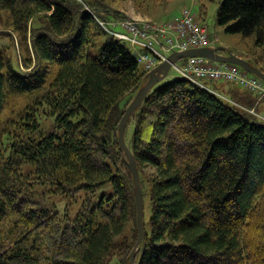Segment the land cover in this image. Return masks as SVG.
<instances>
[{"label":"trees","instance_id":"obj_1","mask_svg":"<svg viewBox=\"0 0 264 264\" xmlns=\"http://www.w3.org/2000/svg\"><path fill=\"white\" fill-rule=\"evenodd\" d=\"M109 6L0 0L31 51L19 70L0 51V264L130 261L135 189L118 124L150 71L97 21ZM215 21L264 53V0H219ZM210 83H157L126 124L150 207L134 264H264V97ZM81 194L73 217L47 202Z\"/></svg>","mask_w":264,"mask_h":264},{"label":"rangeland","instance_id":"obj_2","mask_svg":"<svg viewBox=\"0 0 264 264\" xmlns=\"http://www.w3.org/2000/svg\"><path fill=\"white\" fill-rule=\"evenodd\" d=\"M109 3L110 15L113 16L110 20L105 21V19L97 20L99 24L107 32L108 26H112L116 20L120 18L130 19L134 22H149L155 25H161L169 21L173 16H177L179 13L186 9L189 10L195 17L198 18L202 24L207 28L209 34V39L213 42V46L216 48H223L229 53L238 55L250 63L256 65L257 67L264 66V53L260 49L253 48L251 42L246 38H242L238 34H228L224 31V28L217 25L215 21V13L218 6L219 0H210L212 3L207 0H105ZM201 3L207 4L206 15L202 16ZM202 9V10H201ZM137 14H139L137 16ZM9 14L6 12L0 11V51L4 52V55L7 56L10 63L12 64L15 70H19L20 63L23 64L24 58L31 57L29 44L27 42H22L20 37L12 31L9 21ZM38 23V24H37ZM39 22L37 19L33 21V26H38ZM121 30V29H120ZM131 53H134V48L127 45ZM90 53L94 56L99 53V45L90 49ZM178 66L182 65V60L176 62ZM141 66V64H140ZM180 74L172 68L168 76L161 80L158 85L165 84L172 81L174 78H180ZM217 87L221 84H225V87L228 84L220 81L214 83ZM212 87H215L213 83H210ZM21 98L20 100H24ZM258 113L262 114L260 110ZM263 115V114H262ZM264 116V115H263ZM132 133V125L128 128V134ZM108 192L110 187L108 186ZM103 190L101 189L96 193V197ZM84 198V195L79 196L77 203H68L66 200L59 201L55 198H51L52 201L47 200L48 204H55L54 210L64 211L68 206V212L71 217H73L78 211L79 204L81 203L80 198ZM82 198V199H83ZM144 212H143V221L148 224L150 207L148 199H144Z\"/></svg>","mask_w":264,"mask_h":264},{"label":"built area","instance_id":"obj_3","mask_svg":"<svg viewBox=\"0 0 264 264\" xmlns=\"http://www.w3.org/2000/svg\"><path fill=\"white\" fill-rule=\"evenodd\" d=\"M112 26L119 30L107 28V32L132 46L137 62L147 71L165 61L173 52L214 47L206 26L186 9L161 25L120 18ZM172 68L182 78L209 91L211 90L206 87L205 81L231 82L264 97V83L231 64L215 63L201 57H187L183 65L175 63Z\"/></svg>","mask_w":264,"mask_h":264},{"label":"water","instance_id":"obj_4","mask_svg":"<svg viewBox=\"0 0 264 264\" xmlns=\"http://www.w3.org/2000/svg\"><path fill=\"white\" fill-rule=\"evenodd\" d=\"M187 57H201L211 62L226 63L237 66L242 70L246 71L247 73L260 79L264 83V72H262L256 67L251 66L244 59L232 53L227 52L223 48L213 49L206 47V48L192 49L185 52H173L167 56L165 61L161 62L159 65H157L154 69L150 71L148 81L144 86H142L138 90V92L136 93V95L134 96V98L126 108L118 124V142L124 154L126 155L127 165L130 169L134 182V189H135L134 198H135V207H136V226L138 231V238L131 252V258L128 264H134V259H135L134 254L138 249V247L141 244L143 245L144 243V230H143L144 206H143L142 189L139 182L137 167L135 164L134 156L124 141V131L126 128V124L130 119L131 115L141 106L145 97L147 96L148 92L152 89V87L167 76L173 64H175L178 60H182ZM142 250L143 247H141V255H142Z\"/></svg>","mask_w":264,"mask_h":264},{"label":"crops","instance_id":"obj_5","mask_svg":"<svg viewBox=\"0 0 264 264\" xmlns=\"http://www.w3.org/2000/svg\"><path fill=\"white\" fill-rule=\"evenodd\" d=\"M139 14H137V16H138ZM139 17V16H138ZM213 49L214 48H216V47H212ZM223 54V53H222ZM235 55V54H234ZM236 56H238V55H236ZM238 57H240V56H238ZM240 58H242V57H240ZM242 59H244V58H242ZM245 60V59H244ZM183 64V63H182ZM171 70V69H170ZM170 70H169V72H168V74L170 73ZM168 74H167V76H168ZM214 84V83H213ZM259 108H260V110L262 111V114L264 115V105H260L259 106Z\"/></svg>","mask_w":264,"mask_h":264}]
</instances>
